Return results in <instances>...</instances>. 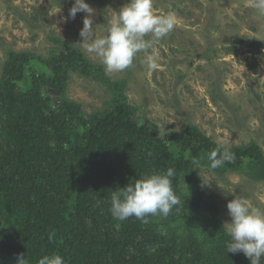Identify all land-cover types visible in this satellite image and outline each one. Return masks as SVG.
<instances>
[{"label": "trees", "instance_id": "16d2710c", "mask_svg": "<svg viewBox=\"0 0 264 264\" xmlns=\"http://www.w3.org/2000/svg\"><path fill=\"white\" fill-rule=\"evenodd\" d=\"M55 46L47 58L10 51L3 64L0 264H16L17 254L36 264L52 253L65 264H250L242 253H226L219 208L192 169L191 160L217 144L193 125L161 136L136 117L123 83L104 77L78 47ZM72 73L104 86L109 100L102 110L84 115L67 98ZM230 150L234 163L207 170L264 182V154L254 141ZM169 167L176 169L179 212L147 223L112 217L113 191Z\"/></svg>", "mask_w": 264, "mask_h": 264}, {"label": "rangeland", "instance_id": "374dc122", "mask_svg": "<svg viewBox=\"0 0 264 264\" xmlns=\"http://www.w3.org/2000/svg\"><path fill=\"white\" fill-rule=\"evenodd\" d=\"M72 2L0 0V76L8 52L47 58L57 40L78 47L111 82L123 83L136 117L157 126L161 136L193 125L217 145L227 141L232 148L254 141L264 154V21L247 0H153L157 14L175 16L174 29L139 53L131 67L111 76L78 44L85 14L69 19ZM85 2L94 9L97 36L112 10L126 0ZM149 58L156 69H149ZM70 75L67 98L84 115L102 110L109 100L104 86L91 77ZM46 93L57 103L53 93ZM196 172L209 181L203 190L218 206L223 223L230 221L226 204L233 196L264 208V182L242 173L219 177L207 169Z\"/></svg>", "mask_w": 264, "mask_h": 264}, {"label": "clouds", "instance_id": "9594fccd", "mask_svg": "<svg viewBox=\"0 0 264 264\" xmlns=\"http://www.w3.org/2000/svg\"><path fill=\"white\" fill-rule=\"evenodd\" d=\"M247 6L254 10L259 20L264 21V0H247ZM81 12L85 16L79 32L82 40L78 44L89 55L98 58L108 76L131 67L139 53L168 36L176 23L171 13L157 14L153 0H126L117 11L112 10L100 34L93 36L94 9L85 0H73L68 18L75 19L76 14ZM148 67L156 69L158 65L149 58ZM235 159V153L224 141L203 156L193 158L191 164L192 169L199 172L201 169H219L226 163H234ZM175 175L176 169L169 167L163 172L143 174L139 179L119 187L111 194L110 214L119 221L135 217L147 223L151 216L166 218L174 209L179 212L182 201L173 189ZM201 180L202 185L209 184V181ZM226 208L230 217V221L223 224L229 237L225 241L226 253H242L250 264H261L264 258V208L253 206L239 196H233ZM54 236V232L50 233L49 241ZM16 264H30V261L25 254H17ZM36 264H65V260L52 253L38 258Z\"/></svg>", "mask_w": 264, "mask_h": 264}]
</instances>
